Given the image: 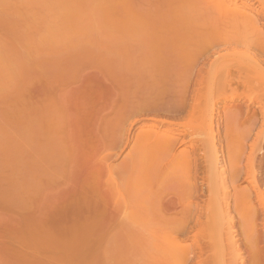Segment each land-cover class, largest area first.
I'll return each mask as SVG.
<instances>
[{"label":"rangeland","instance_id":"obj_1","mask_svg":"<svg viewBox=\"0 0 264 264\" xmlns=\"http://www.w3.org/2000/svg\"><path fill=\"white\" fill-rule=\"evenodd\" d=\"M185 1L0 0V264H153L158 253L156 250H151V247L158 226L152 220V222L139 223L141 219H147L151 214L146 213L143 208L146 207L144 203H148L151 199L150 195L159 197L164 193L169 198L170 195L178 193L177 196H180L184 193L183 187L189 183L203 199H195L190 208L193 212L203 213L201 208L205 205L206 199L202 197L201 191L207 187L202 175L205 161L200 160L198 167L193 163L181 166L176 161L184 149L191 150L190 144L186 147H177L174 153L164 151L161 153L160 149L155 153L154 145L149 146L150 151L147 146L144 148L139 145V138L154 131L141 125L158 119L164 123L157 122L161 133L173 129L182 130L181 125L186 122V117L188 118L190 113L187 111L196 101L200 80L196 77L194 80L193 75L189 74L192 73L189 66L186 69V63L193 61L188 58L190 54L187 56L186 53H192L195 47L188 44L191 46L189 48L186 44V49H182L185 43L178 44L181 45L178 48L182 49L178 50L176 38L181 39L182 36L180 34L181 36L177 37L178 33L184 32L183 42L191 33L188 36L187 42H189L195 39L194 33L195 36L201 35L205 31L203 29L208 26V29H214L217 23L220 25L219 21L223 18L220 12L217 15L216 11L219 9L211 0L212 7L218 9H213L216 13L212 12L211 6H209L211 8L207 7L205 0L206 5L201 0L200 2L192 0L193 3H190V0L188 3ZM254 7L256 8L257 4ZM183 20L186 23H183ZM190 35H192L191 40ZM192 47L194 49H191ZM184 56L187 58L186 63ZM192 65L191 69L195 67V70H192L195 72L198 69L197 65ZM205 82L204 85L208 86L207 80ZM208 83L215 82L210 80ZM205 91L207 93V90ZM244 94L263 96L264 88L250 90ZM214 97L218 99L219 95L215 94ZM220 103H218L219 111L216 106L215 115L218 119L223 116L227 107L224 103ZM204 104L203 102L201 106L203 107ZM230 105L232 112L241 105L240 112L244 118L255 116L260 119L263 112L257 104L247 106L248 103L245 101ZM177 112L181 114L178 115ZM220 121L221 125L217 133H223L226 128L225 122ZM258 124L257 128L253 129V138L261 130V124ZM247 126V124L236 126V132H244ZM102 131L105 133L103 134ZM119 132L124 134L133 132L132 138L129 145L125 140L122 141L128 146L119 142L124 147L121 145L118 147L119 143L116 142L114 146L117 148H114L112 143L115 137L112 135H117L116 133L119 135ZM98 133L100 140L99 138L96 140L95 135H99ZM123 133L121 134L124 135ZM182 138L189 140V137L182 136ZM240 139L229 140L228 144L231 146L240 142L242 144L243 140ZM109 140L111 143H108ZM98 141H104L102 145L105 150ZM249 142H252V139ZM107 144L112 145L109 150L111 152L107 151L108 154L106 153L108 148H105ZM223 146H225L223 153L226 155L227 143H223ZM86 147H89L90 152ZM94 147L98 149L95 150ZM249 150L247 149L245 154H248ZM98 153L101 156L105 155L106 159L100 157ZM88 154L93 156V160ZM257 156L260 163V182L264 184L262 182L264 158L259 153ZM99 160L103 161V164L100 162V170L98 168L96 170L100 171L102 178L106 177L105 182L108 180L111 183L107 185L111 187H108V190L111 189L108 195L113 210L110 208L105 212L102 208L98 209L96 210L98 216L94 210L83 212V184L80 183L81 181L83 183L85 169L87 168V172L91 171L90 168L97 166ZM86 162L89 165L85 168ZM78 166L79 169H76ZM78 179L82 180L78 181ZM74 180L76 181L73 184ZM75 184L79 186L80 191ZM248 187L247 182L238 183V188L242 191L247 190ZM115 191H118V194ZM121 193L122 198L126 199L124 204L127 208L125 207L123 211L126 215H122L124 208L122 206L125 205L122 204L124 200L120 198ZM61 195L62 199H60ZM234 196L235 191L231 190L229 197ZM75 198H78V201ZM73 200L82 210L77 206L75 208ZM30 204L33 207L29 206ZM199 204L201 207L199 206L197 210L196 206ZM137 205L143 209L138 208ZM22 206L25 209H22ZM26 208L33 212L29 214L30 211ZM179 210L180 207L177 211ZM115 211L119 214L117 215ZM73 212L77 213L73 214ZM86 213L89 216H86ZM155 213L158 215V212H153L151 215L156 217ZM120 214L122 218L118 217ZM25 215L31 216L28 218L29 221ZM76 215L78 218L73 219ZM105 215L109 216L111 221H108V218L104 221ZM20 216L26 218L30 227L32 224L31 229L26 223L27 227L21 225L23 217L20 219ZM84 216L86 220L83 219ZM115 216L118 217L116 220ZM52 221L58 227L53 225ZM71 221L83 225L76 228ZM69 222L76 228L72 229L73 235L81 238L83 233H86L87 239L74 238L75 236L70 235L72 225L68 224ZM40 223L43 227H45L43 223L51 226L46 230L53 233L51 237L57 235L58 238L55 239H61L56 240L57 242L53 241L54 237L53 239L47 237L45 235L47 233L44 234L45 238H36L35 241L24 236V229L37 232L40 229L38 225L42 227ZM236 225L238 227L239 223ZM68 226L70 227L67 229ZM138 226L143 228L139 229ZM43 227L40 231L44 233ZM62 229H65L64 231L70 229V232L66 234L61 231ZM104 229L105 232L107 231L105 239L102 235L105 233ZM137 230H141V233L138 231V234ZM56 232H59V235L62 232V235L65 234L64 237L68 236V239L65 240ZM142 232L148 234L144 233L142 236ZM97 233L104 242L102 240L101 243L98 241L99 238H95ZM151 234L154 236L151 237ZM235 239L245 244L246 238L241 231ZM191 243V239L184 242L186 246Z\"/></svg>","mask_w":264,"mask_h":264},{"label":"bare ground","instance_id":"obj_2","mask_svg":"<svg viewBox=\"0 0 264 264\" xmlns=\"http://www.w3.org/2000/svg\"><path fill=\"white\" fill-rule=\"evenodd\" d=\"M186 1H187V3L189 2V0H186ZM186 1H185V3H186ZM191 1L192 0H190V3L194 2V1L193 2H191ZM239 1H241V2L239 3ZM201 2H204V0H201ZM205 2L207 3L208 8L212 7V5H211V2H212L219 9V10L216 9L215 6H213L211 10L213 12L214 11L213 9H216V10H218V11L215 10L217 13L220 12V14H222V16L220 15L221 18L223 17L221 19V21H219L220 25H218V23L216 22L217 27L214 26L216 24L213 25L215 28L212 27L214 29H211V28L208 29L209 26L205 27V29H203V30H205L204 33L201 34L202 28H203L202 27L200 29L201 35L195 36V33H194L193 38H195V39H192V40H191L192 35H190L191 41H189V42H187L188 38H189L188 36L191 33H189L187 35V37H186L187 40H185V42H183V39H182V36L184 38V34H183L184 32L178 33L179 35L177 37L182 35L181 36V39H182L181 43L179 42V41H181L180 37L179 38L174 37L178 40V42H177L174 39V41H176V43H177V48H178V46H181L178 44L184 45V43H185V45H184L185 48L183 46L182 49H186L188 44L195 47V49H194V47L191 48V49H194L192 51V53L191 52L186 53L187 56L190 54L188 56V58H190V60L193 59V61L188 62V60H187L188 63H186V59H187L186 57L187 56L185 54L186 57L184 56L185 57L184 63L187 64L186 69H188V66L190 67L189 70L192 73H189V74H192L194 78L196 77L197 80H200V81H198V89H197L198 91H197L196 101L193 104V106L191 107V109L187 111V113L188 112H190V113L188 114V118L186 117V119H187L186 122L181 125L182 126L181 128H183V129L182 130L181 129H179V130L173 129V131H171V130L165 131L164 130L165 132L161 133L160 126H158V123L161 121H159L158 119H153L152 120L153 122H151V123L145 122L143 125H141V127H144V128L147 127L148 129H153L154 131L151 133L144 134L141 138H139V141H140L139 145H141V147L145 148L147 146L146 148L149 149L150 147H152L154 145V148L156 147L155 148L156 150L153 148L155 150V153H156V151L158 152V149H160L159 152L161 151V153H162V151L168 152V153L169 152L174 153L177 147H179V148L186 147L187 145L190 144L189 148L191 150L186 151L184 149V151H182L181 154L179 152V154L181 156L176 161L181 166H186V165L193 163L194 165H196L198 167L199 166L198 164H200V160L203 159L205 161V164H206L205 170H204V172L202 171L203 172L202 175L204 177L203 182L207 187L205 190L201 191V193L203 194L202 197H204V200L206 199L205 205H203L201 208V210H203V213L199 212V211L193 212V210L190 208L191 204L195 201V199L197 200V198H200L201 195L199 193H196L197 190L195 191V189L192 188L193 187L192 185H190L189 183H186L187 187L186 186L183 187L184 193H182V195H180L181 193H179L180 196H177L178 193H176L175 195L172 194L174 196L170 195L169 198H167V196L164 193L163 194L161 193V196L157 197V195H155L156 198L153 199V197H155L154 194L153 195L146 194V195H150L151 199L148 201V203L147 202L144 203V205H146V207H143L146 210L145 212L151 213V214H153V212H158V215L155 213L157 215L155 217V216L150 214V216L147 217V219L143 216L145 219H141L139 223L152 220L154 222V224H157V226H158V227H156L157 229L155 228L156 229L155 236L151 234V237H153V236L155 237L154 243L152 242V247H151L152 249L151 250H156V252L158 253L154 259L153 264H264V184H261V182H260V176H261V172L259 170L260 163L258 162L259 156H257V154L259 153L264 158V95L257 97L254 95L248 96V95L244 94L250 90H254V89L256 90V89L264 88V0H227V1H225V0H211V2H210V0H205ZM206 3H205V5H206ZM202 4L203 3H201V5ZM256 4H257V7L255 8L254 6ZM180 5H181V3H180ZM184 5L186 6V4H184ZM187 6H189V5H187ZM194 6H196V5L194 4ZM209 6H211V7H209ZM197 7H199V6H197ZM197 7H195V8H197ZM184 8L187 9V7H184ZM184 8H182V10ZM189 8H188V10H189ZM190 10H192V9H190ZM193 10H194V8H193ZM249 11L251 13H248ZM190 13H191V11H190ZM203 13H204V11H203ZM189 15H191V14H189ZM217 15H219V13ZM199 16H200V14H199ZM185 18H186V16H185ZM188 19H187V21H189ZM191 19H192V17H191ZM192 21H194V20H192ZM183 23H186V22L184 21ZM206 29L208 31H206ZM188 47L190 48L191 46L188 45ZM182 49L178 48V50H182ZM191 56H192V58H191ZM184 57H183V59H184ZM190 62H191V65H192V63L194 64V62H195L194 65L195 66L197 65L196 68H198V69H196L195 72H193L195 70V67L191 69V65L189 64ZM194 65H192V66H194ZM185 73H187V71ZM193 73H196L197 75L194 76ZM184 75H186V74H184ZM196 78L194 80H196ZM203 80H205V81L207 80L208 86H206V84L204 85L203 82H205V81H203ZM208 80L209 81L211 80V82H215V83L210 84V83H208L209 82ZM218 82H221V83H218ZM204 87H205V89H204ZM205 90H207V93ZM203 91H205L206 95L203 93ZM215 94L219 95L218 99H216L214 97ZM202 101L205 103L203 107L201 106L203 104ZM241 101L247 102L248 103L247 106L257 104L258 108L263 109V112H261V118L259 119L255 116H252L250 118H248V116H246L244 118L243 114L240 112L241 111V105H239L240 108H236V110H234V112H232L231 111L232 105H230V104H238V103L240 104ZM220 102L224 103V106H227V107H225L223 116L220 119H218L217 115H215V114H216V106L218 109V103H220ZM228 104L230 106H228ZM182 110L183 109H181V111ZM217 111H219V109ZM183 112L184 111H182V113ZM177 114H178V112H177ZM180 114H178V115H180ZM173 115L175 116V114H173ZM178 115H176V116H178ZM220 120L225 122L226 128L224 127L225 130L223 131V133L219 132L220 133L219 134L216 131L219 130V126L221 125ZM161 123H163V121ZM258 123H260L261 125ZM245 124L248 125L247 126L248 128H246L247 130L245 129V131L241 132V133L236 132V129H235L236 126H238V125L242 126ZM257 124L260 125L261 130L258 131L257 134H255V136H254L255 138H253L252 132L254 133L253 129L256 127ZM141 127H139V128H141ZM132 129H133V127H132ZM128 130L130 131V129H128ZM104 133L105 132H103V134ZM121 133H123V132H121ZM121 133L119 132V135H118V133H116L117 135H115V134L112 135L115 137V139L113 140V143H112L114 148L116 147V146H114L116 144V142L121 143L122 141L125 140V143L128 144L131 141L133 132L132 133L128 132L127 134L123 133L124 135H122ZM98 134L99 135H95V136H97V138L95 137L96 140H98V138H99L98 136H100V133H98ZM103 134H101V135H103ZM182 136H184L186 138L189 137V140L182 138ZM235 136H237V137H235ZM84 137H83V139H84ZM105 138H107V137H105ZM234 138L238 139V140H241L240 138H242V140H243L242 144H241V142L238 145H234V146H231L230 144H228V141L234 140ZM251 139H252V142H249V141H251ZM88 140H89V138H88ZM99 140H100V138H99ZM87 142H89V141H87ZM103 142L104 141L99 142V143H101L99 145H101L102 148L104 146V145H102ZM225 142L227 143V146L225 149L226 155L223 153L225 146L222 147L223 143H225ZM247 142H249V143H247ZM108 143H111V141L109 140ZM120 143L117 144L118 147L121 145ZM123 143L124 142H122V144ZM94 144H95V141H94ZM97 144L98 143H96V146H97ZM110 145L111 144H107V146L105 145L106 146L105 148L106 149L108 148V150H106V153H107V151L110 150V147L112 146V145L111 146ZM128 145H126V146H128ZM150 145H152V146H150ZM121 146H123V145H121ZM136 147H137V145H136ZM88 148L86 147L87 151H89ZM94 148H96L95 150L98 149L97 147H94ZM99 148H100L99 150H101V147H99ZM114 148H111V149H114ZM91 149H92V147H91ZM153 149H152V151H154ZM247 149H250L249 150L250 152L248 154H245ZM143 150L144 149H142V151ZM145 150H147V149H145ZM85 151H84V153H86ZM101 151L103 153V150H101ZM137 151H138V149H137ZM149 151H150V149H149ZM152 151H151V153H152ZM97 152H99V151H97ZM97 152H95V155H97L96 154ZM109 152H111V151H109ZM84 153H83V155H84ZM93 153H92V155H93ZM99 153H101V152H99ZM88 155H90V154H88ZM92 155H90V156H92ZM109 155H110V153H109ZM93 156L91 157L92 160H93ZM100 157L105 158V155H103V156L100 155ZM100 157H97V158L100 159ZM198 157H200V159ZM97 158H96V160H97ZM110 158L108 160H110ZM197 159L199 160V162ZM101 160H102V158H101ZM100 162H102V164H103V161L99 160V164L97 162L98 165L95 166L94 168L93 167L90 168L91 171H88V172H87L86 167L89 164H87V162H86V165H85L86 172H85V175L83 176V183L81 181L82 179L81 180L78 179V181H81L80 184H83L82 185V187H83V196H82L83 197V201H82L83 202V212H87V211L91 212L92 210L96 211V210L101 209V208L104 209L103 211H105V212L108 211L110 208L113 210V208H112L113 206L110 205V203H111L110 196L108 195V193L110 192L111 189L108 190V187H110L107 185V183H109L108 180H107V182L104 181V179H106V177L102 178L103 176L100 174V171H99L100 170L99 165L101 164ZM93 165H96V164H93ZM104 165H105V163H104ZM196 166H194V167H196ZM96 168H98L99 170L97 169L98 170L97 171ZM76 169H79V166H78V168L76 167ZM88 170H89V167H88ZM101 171H103V170L101 169ZM112 174H113V172H112ZM197 175H198V173H197ZM74 179H75V177H74ZM112 180H114V178H112ZM75 181L76 180H74V182L72 181L73 184L75 183ZM68 182H69V180H68ZM110 182L114 183V181H110ZM240 182H247L248 183L249 187L247 188V190L242 191L241 189L238 188V183H240ZM262 182H264V180H262ZM70 183H68V185ZM77 184H75V185L77 186V190H79V188H78L79 184L78 185ZM110 184L111 183H109V185ZM68 185H67V188H68ZM150 185H152V184H150ZM76 186H75V188H76ZM77 190H75V191L78 192ZM231 190L235 191V196L233 198L229 197V193ZM73 191H71V193ZM81 191H82V188H81ZM113 192H114V190H113ZM115 192H116V194H118L117 193L118 191H115ZM60 193H61V191H60ZM62 194H64L63 191H62ZM81 195H82V192H81ZM111 195H112V192H111ZM120 195H121L120 198H122L123 197L122 193ZM120 195H118V196H120ZM60 197H61L60 199L63 198L62 195ZM64 198H66V197H64ZM148 198H149V196H148ZM54 199L56 200V198H54ZM75 199L77 200L78 198H75ZM122 199H120V200L122 201ZM80 200L81 199H79V201ZM125 200H124V202H122V204L125 203ZM201 200H203V199H201ZM36 202H34V203L36 204ZM46 202H48V201H46ZM74 202H75V200H73V203ZM53 203H54V201H53ZM62 203H63V201L61 202V204ZM73 203H71V205H74L76 202L74 204ZM197 203H199V202H197ZM77 204L74 205L75 208H76ZM112 204H114V203H112ZM122 204H120V205H122ZM36 205H38V204H36ZM80 205L82 206V204H80ZM124 205L125 206H122V207H124V208H122V215L123 214L126 215V213H124L123 211H125V207L127 208V206H126V204H124ZM26 206H28V205H26ZM29 206H31V204ZM29 206H28V208H29ZM199 206H200V204L196 206L197 210H199V208L201 207V206L200 207ZM31 207H33V206H31ZM65 207H68V206L65 205ZM77 207L80 208L79 206H77ZM179 207L181 210L177 211L179 209ZM28 208H26V209H28ZM68 208H70L72 210L71 207H68ZM138 208H140V207L138 206ZM143 208L141 207L140 209H143ZM22 209H25L24 206H22ZM65 209H67V208H65ZM63 210H64V208H63ZM80 210H82V209L80 208ZM120 210H121V207H120ZM117 211H115V212L117 213ZM32 212H33V210H32ZM32 212L30 211L29 214ZM90 212H89V214H90ZM97 212L98 211H96V214H97ZM126 212H127V209H126ZM140 212L142 213V210ZM145 212H143V215ZM26 213H28V211ZM76 213L73 212V214H76ZM87 213H86V216H89V214L87 215ZM99 213H100V211H99ZM101 213H103V212H101ZM116 213H115V215H116ZM111 214L112 213H110V216H111ZM118 214L119 213H117V215ZM139 214H137V215H139ZM81 215L83 216V214H81ZM97 215L99 216V214H97ZM106 215H108V214H106ZM106 215H105V218L103 217L104 215L102 216L104 218V221L106 220V218H108V219L110 218L109 216L107 217ZM112 215H113L112 216V218H113L114 217V211H113ZM25 216L27 217V220H28V218L31 217V216L28 217V215H25ZM78 216H79V214H78ZM134 216H136V215H134ZM22 217H23V219H21ZM22 217L20 216V219L22 220V223L20 222L21 225L23 224L22 226H26V225L29 226L30 223L27 222V220L24 216H22ZM90 217H92V216H90ZM116 217L117 216H115V220H116ZM118 217L122 218L121 214ZM123 217L125 218V216H123ZM77 218L78 217L76 215L75 218H73V219H77ZM80 218H81V216H80ZM85 218L86 217L84 216L83 219H85ZM140 218H142V217H140ZM31 220L32 219H30V221ZM81 220H82V218H81ZM34 221H33V223H34ZM108 221H111V220L109 219ZM35 222L37 223V221H35ZM71 222L74 223L73 221H71ZM84 222L85 221L83 220L82 223H84ZM131 222H133L132 218H131ZM25 223H26V225H25ZM89 223H91V222H89ZM237 223H239L238 227L236 225ZM55 224L53 222V225H55ZM68 224H71V223L69 222ZM77 224L78 223H76L74 225V226H76V228H77V226L79 227L80 225L81 226L83 225V224H80V225H77ZM33 225H35V224H33ZM36 225H38V224H36ZM43 225L45 227H43L42 223H40V226L43 227L44 233L40 231V229H42V227H39V225H38V229L39 228L40 229L37 230V232H35L36 230L31 231L28 229V231H27V229H24L25 230L23 232L24 236L27 238H30V240H34V241L36 238L37 239L38 238H40V239L45 238V235L47 237L52 238V239L54 237L53 241L58 240V239H55V237L58 238V236L56 234H55L56 236L51 237L50 235H53V233L46 231L51 226H49V225L46 226V224H44V223H43ZM129 225H131V224H129ZM55 226H57V225H55ZM74 226L72 225L71 227L70 226L66 227L67 229L70 227L71 230L70 229L69 230L72 232H70L69 230L64 231L65 229L64 230L62 229L61 231L65 232V233L70 232L69 234L73 235L74 232L72 229ZM155 226L156 225H154V227ZM31 227H32V224H31ZM31 227H30V229H31ZM33 227H35V226H33ZM62 227L64 228V225H62ZM35 228H37V226ZM76 228L74 227V229H76ZM134 228H136V227H134ZM140 228H143V227H139V229ZM90 229H92V227ZM105 230L106 229H104V232H105ZM143 230L145 231V229H143ZM38 231L41 233H39ZM138 231L139 230H137V233H138ZM239 231H241L243 236L246 238L244 245L235 239V236H237V234H239ZM52 232H53V230H52ZM62 232L60 235L63 237L66 236L64 233H63L64 235H62ZM45 233H47V234H45ZM56 233L59 235V232H56ZM68 233H66V234H68ZM106 233H107V231L102 234L104 239H105ZM144 233L142 236H144ZM79 234H81V233H79ZM145 234H148V233H145ZM90 235L89 236L92 237L93 233ZM24 236L22 238H24V240H25ZM73 236H75V235H73ZM73 236H72V238H73ZM76 236L74 238H80V237H76ZM63 237H62V240H64ZM86 237H87L86 233H83V236L80 239H82V238H83V240L87 239ZM90 237H89V239H90ZM99 237H101V236H99ZM99 237H98V233H97L95 238L98 239ZM72 238H70V239H72ZM106 238L108 240V238H109L108 235ZM144 238H148V237H144ZM40 239H39V241H40ZM49 239H48V241H49ZM66 239H68V236L65 238V240ZM101 239L103 240V238H101ZM130 239H132V238L130 237ZM190 239L192 241L191 245L186 246L184 244V242H187ZM44 240H46V239H44ZM102 240H100V238L98 239V241H101V243H102ZM180 241L182 243H180ZM103 242H104V240H103ZM149 245H150V242H149ZM148 252H149V250H148ZM150 253H151V251H150ZM150 253H147V254L150 255ZM126 257H128V256H126ZM103 261H105V260H103ZM124 262H125V260H124Z\"/></svg>","mask_w":264,"mask_h":264}]
</instances>
